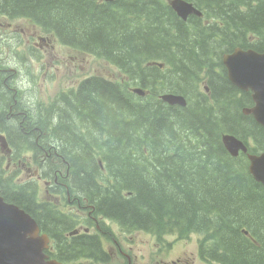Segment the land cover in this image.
<instances>
[{"label": "trees", "instance_id": "obj_1", "mask_svg": "<svg viewBox=\"0 0 264 264\" xmlns=\"http://www.w3.org/2000/svg\"><path fill=\"white\" fill-rule=\"evenodd\" d=\"M187 1L203 15L184 21L169 0H0L1 15L28 19L125 77L95 73L48 108L25 109L7 142L13 161L30 159L122 230L198 235L213 261L264 264V185L247 154L233 156L222 141L229 132L250 142L249 152L264 151V127L244 112L251 92L235 87L222 64L236 47L264 52V0ZM207 77L209 92L201 87ZM137 86L147 93H135ZM165 92L183 94L187 105L168 104ZM27 183L0 157L1 194L58 236L65 258L102 252L96 235L67 241L77 220L38 202L37 181L35 192Z\"/></svg>", "mask_w": 264, "mask_h": 264}, {"label": "rangeland", "instance_id": "obj_2", "mask_svg": "<svg viewBox=\"0 0 264 264\" xmlns=\"http://www.w3.org/2000/svg\"><path fill=\"white\" fill-rule=\"evenodd\" d=\"M5 22H7V18L0 14V71H7L6 73L5 71L0 72V99L4 95H10V91H12L15 93V97L27 104V109L30 112L38 109V106L48 108L63 91L76 86L82 79L95 73L117 81H122L125 78L115 65L62 44L54 35L44 33L40 27L33 25L29 20L18 18L16 25L9 30L2 28L1 24ZM33 34L35 35L33 36ZM38 35L43 36L45 40L40 39ZM3 103L0 102V107L6 109L5 114H10L11 110L7 101ZM14 121L16 119L1 122L0 134H3V131L8 128L15 127L16 122ZM0 156H3V162L7 165V172L19 170L20 180L34 177L39 183L41 194L43 193L45 182L34 173L35 170H38L37 164L29 159L19 161L20 163L17 165L16 161L12 159V154L9 155L1 144ZM52 183L50 181L49 184ZM41 194V200H45L46 198ZM70 199L76 202L72 194ZM59 208L63 211L77 213V203L62 200ZM101 223L103 226L105 224L109 230L116 232L117 236L122 233L119 225L113 221L101 219ZM127 239L123 246L129 248L133 257L137 255L139 264H156L162 258L170 260L180 255L190 256L191 254L194 264H212L210 261L203 262L201 258H197L201 241L198 235H193L191 238H179L178 235L170 237L173 246L168 245L163 252H159L151 237L145 232H138L133 236L127 235ZM104 246H108L105 241ZM138 248H142V250L139 251Z\"/></svg>", "mask_w": 264, "mask_h": 264}, {"label": "water", "instance_id": "obj_3", "mask_svg": "<svg viewBox=\"0 0 264 264\" xmlns=\"http://www.w3.org/2000/svg\"><path fill=\"white\" fill-rule=\"evenodd\" d=\"M169 3L184 20L192 14L202 15V11L187 0H169ZM222 59L229 80L239 89L252 93L254 105L245 108L244 112L253 115L264 127V52L237 47L225 53ZM133 91L140 95L146 94L141 87ZM161 98L170 105H187L186 97L181 94L166 92ZM222 141L233 156L247 153L249 171L264 185V151L258 154L249 152V144L229 132L222 134ZM48 244L49 236L41 233L36 220L0 195V264H61L56 260H47L45 250Z\"/></svg>", "mask_w": 264, "mask_h": 264}, {"label": "flooded vegetation", "instance_id": "obj_4", "mask_svg": "<svg viewBox=\"0 0 264 264\" xmlns=\"http://www.w3.org/2000/svg\"><path fill=\"white\" fill-rule=\"evenodd\" d=\"M192 15H194V14H192ZM192 15H189L187 19H189ZM15 25H16V19H9V18H7V22L1 24L2 28H6L8 30L13 29V27ZM5 34L7 35V33H5ZM34 35L35 34H33V36ZM9 36H11V35L9 34ZM38 36L40 37V39L45 40V38L43 36H41V35H38ZM10 41H11V39H10ZM28 41L30 42V39H28ZM30 45L33 46L32 44H30ZM227 53H230V52H227ZM223 55H222V58H223ZM222 64H223V69L225 71L226 77L228 78V72H227V69L223 63V59H222ZM5 80H6V78H5ZM201 83L202 84L204 83V86H202V89L206 92H209L210 83L208 82V77L205 78V80L203 78ZM234 86L237 87L236 85H234ZM10 90H12V88H10ZM239 90H241V89H239ZM241 91H243V90H241ZM10 92H11L10 93L11 100L7 103H8L10 110H11V113L10 114L6 113L5 117H3L2 119L0 117V125H1V122H9L11 119L17 120L20 115L25 114V109H27V106H26L27 104H24L22 102V100H19L17 97H15V93H13L12 91H10ZM245 92H251V91H245ZM3 110H4V108L0 107V115H1V112ZM20 126H21V129L26 130V128L23 124H20ZM5 133H6V136H8V134H9L8 129L5 130ZM0 135H2V134H0ZM6 152L9 155L13 153L10 149H7ZM41 179L45 182V185L42 189L43 193L41 194V192L39 190V183L38 182H37L38 183V194L35 192V183H34L33 187H34V192H35L37 198L40 196V194L46 198L45 200H42L43 204H46V205L52 204L59 210L60 209L59 207L61 205L62 200H66L67 202H70V203H77V213L66 211L70 214H73L77 218V222H79L77 225V228H78L77 234H74L71 236L65 235V238H70V240H67V241H71L72 237H75L78 235H96V236H98V238L101 241V250H102V252H100V254H96L94 257L86 256V257H81L79 259L70 260L69 258H65L63 256V252H61V250H60V247H57L58 240H57V237L55 236V234L45 230L43 228V226H41L43 232L48 233L53 238V239L50 238L49 247L46 251L48 256H49V259H56L63 264H139L140 262H137V255L133 257L132 254L128 250L129 248H125L123 246L124 242L126 240H128L127 235L133 236V235H136L138 232L147 233V235H149L151 237V240L154 242V245L157 247L159 252H163V250L168 245L173 246V242L170 240V237H174L177 234H175V235L169 234V235L160 236L158 234L143 231V230H135V231L121 230L120 232H122V233H120L117 236L116 232H114L111 229L109 230L105 226V224L103 226L101 221L99 220V218L92 214V211L90 209V205H88L86 203V201H84L83 199H80V198L77 200V194H73V192H71L70 189L68 187H66L63 183H60L57 180V178L54 181H51L50 179H47V178L41 176ZM50 181L53 183L49 184ZM20 185H29V183H20ZM1 189H0V193H1ZM15 190L17 191V188H15ZM71 194L74 195V199L76 200V202L74 200L70 199ZM5 196H6V194H5ZM83 201L85 202V205L82 204ZM88 218H92V219L87 220V223L92 225L91 227L87 226L84 223V221ZM104 223H106V222H104ZM98 229L100 231H98ZM91 230H96L98 232L91 231ZM137 237H135V238H137ZM187 238H191V236L187 237ZM53 240H54V243H52ZM104 241L108 244V246H104ZM138 250L140 251V250H142V248H138ZM197 258H201V260L203 262L210 261L212 264H214V263L220 264L219 262L213 261L209 257H206L205 253L203 251H201L200 249L197 253ZM156 264H194V258L192 256V254L190 256L189 255H180V256H177L176 258H172L170 260H168V259L165 260V258L159 259L156 262Z\"/></svg>", "mask_w": 264, "mask_h": 264}, {"label": "bare ground", "instance_id": "obj_5", "mask_svg": "<svg viewBox=\"0 0 264 264\" xmlns=\"http://www.w3.org/2000/svg\"><path fill=\"white\" fill-rule=\"evenodd\" d=\"M251 46V45H250ZM253 49V48H252ZM14 129V128H13ZM100 144V143H99ZM98 148V147H97ZM100 154V153H99ZM100 156V155H99Z\"/></svg>", "mask_w": 264, "mask_h": 264}]
</instances>
